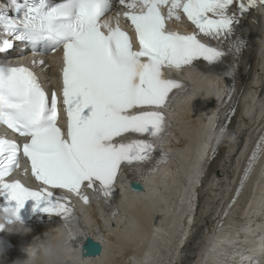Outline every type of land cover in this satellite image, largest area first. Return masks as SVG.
Masks as SVG:
<instances>
[{
	"label": "snow or ice",
	"instance_id": "snow-or-ice-1",
	"mask_svg": "<svg viewBox=\"0 0 264 264\" xmlns=\"http://www.w3.org/2000/svg\"><path fill=\"white\" fill-rule=\"evenodd\" d=\"M118 3L125 10L108 18L116 0H11L15 15H9L8 8L0 10V54L15 42L41 55L62 51V103L67 117L62 130L57 92L49 93L32 67L0 59V125L23 138L20 143L0 136L2 210L19 211L32 199L34 209L58 216L73 230L82 249L91 244L90 233L75 198L88 204L90 191L115 216L114 197L121 177L126 174L143 182L167 162L163 141L172 128L167 111L188 88L187 81L170 77L167 70L197 67L200 61L211 69L231 56L232 63L222 73L233 79L226 89L231 99L239 57L247 47L237 26L245 14L264 9V0ZM121 16L131 22L134 37L122 28ZM183 17L194 26L192 31L182 33L166 26L167 21ZM32 63L46 66L44 59ZM213 129L219 144L227 125L216 133L213 123ZM231 139L235 141V136ZM21 153L40 182L38 189L19 179H6L19 167ZM215 154L213 145L205 162ZM261 161L264 134L246 158L224 217Z\"/></svg>",
	"mask_w": 264,
	"mask_h": 264
},
{
	"label": "bare ground",
	"instance_id": "bare-ground-1",
	"mask_svg": "<svg viewBox=\"0 0 264 264\" xmlns=\"http://www.w3.org/2000/svg\"><path fill=\"white\" fill-rule=\"evenodd\" d=\"M257 32L252 29L249 36V49L253 51ZM256 39L261 41L264 35L259 33ZM260 48L264 49V42ZM242 59H247L250 66L248 70L243 67L239 92L249 84L256 56L246 51ZM260 61L264 63V54ZM185 74L189 76L190 72ZM260 77L264 90V75ZM212 78L199 74L190 79L193 90L200 89L204 95L190 91L176 104L178 108L172 115L177 126L166 138L170 160L148 177L142 191L125 189L118 204L120 211L113 217L97 214L91 205L80 207L94 230L90 235L101 241L102 250L100 256L83 258L82 264H249L251 255L264 260V175L251 177L217 228L216 222L221 220L218 210L230 191L229 181L236 182L234 174L244 163H238L241 155L236 153L241 151L237 149L241 139L246 142L244 135L252 124L244 120L240 127L230 126L220 146L223 155L209 164L205 174L206 146L217 109L215 98L221 92L220 81ZM187 118L197 124L185 123ZM233 135L235 141L231 139ZM196 194L200 205L195 209ZM137 214L136 227L133 216ZM192 216L193 224L189 222ZM54 226L46 222L44 229ZM12 236L22 241L28 237ZM185 236L190 240L180 250ZM20 253L18 257L23 258L24 253Z\"/></svg>",
	"mask_w": 264,
	"mask_h": 264
},
{
	"label": "clouds",
	"instance_id": "clouds-1",
	"mask_svg": "<svg viewBox=\"0 0 264 264\" xmlns=\"http://www.w3.org/2000/svg\"><path fill=\"white\" fill-rule=\"evenodd\" d=\"M0 231L24 237L33 232L20 217L19 211L0 210ZM77 234L63 223L33 235L23 244L24 257H17L11 264H82L80 246L75 242ZM6 252L0 240V260Z\"/></svg>",
	"mask_w": 264,
	"mask_h": 264
},
{
	"label": "water",
	"instance_id": "water-1",
	"mask_svg": "<svg viewBox=\"0 0 264 264\" xmlns=\"http://www.w3.org/2000/svg\"><path fill=\"white\" fill-rule=\"evenodd\" d=\"M132 190H135L136 192L142 191V188H134V186L132 187ZM91 244L89 245V247L87 249H82V247L80 248V254L83 258H87V257H96V256H100L101 255V245L99 242L91 240Z\"/></svg>",
	"mask_w": 264,
	"mask_h": 264
},
{
	"label": "rangeland",
	"instance_id": "rangeland-1",
	"mask_svg": "<svg viewBox=\"0 0 264 264\" xmlns=\"http://www.w3.org/2000/svg\"><path fill=\"white\" fill-rule=\"evenodd\" d=\"M125 217V216H124ZM107 248V247H106Z\"/></svg>",
	"mask_w": 264,
	"mask_h": 264
}]
</instances>
